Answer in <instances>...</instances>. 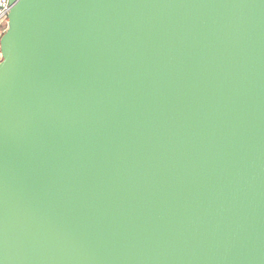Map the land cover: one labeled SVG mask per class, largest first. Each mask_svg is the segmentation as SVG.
<instances>
[{"label":"water","instance_id":"95a60500","mask_svg":"<svg viewBox=\"0 0 264 264\" xmlns=\"http://www.w3.org/2000/svg\"><path fill=\"white\" fill-rule=\"evenodd\" d=\"M0 264H264V0H9Z\"/></svg>","mask_w":264,"mask_h":264},{"label":"built area","instance_id":"2783aa9c","mask_svg":"<svg viewBox=\"0 0 264 264\" xmlns=\"http://www.w3.org/2000/svg\"><path fill=\"white\" fill-rule=\"evenodd\" d=\"M9 0H0V34L2 35L8 27V15L10 12Z\"/></svg>","mask_w":264,"mask_h":264},{"label":"snow or ice","instance_id":"6c2138e0","mask_svg":"<svg viewBox=\"0 0 264 264\" xmlns=\"http://www.w3.org/2000/svg\"><path fill=\"white\" fill-rule=\"evenodd\" d=\"M5 55L2 50H0V58H2Z\"/></svg>","mask_w":264,"mask_h":264},{"label":"rangeland","instance_id":"374dc122","mask_svg":"<svg viewBox=\"0 0 264 264\" xmlns=\"http://www.w3.org/2000/svg\"><path fill=\"white\" fill-rule=\"evenodd\" d=\"M2 35L0 34V37H1ZM0 62H1V58H0Z\"/></svg>","mask_w":264,"mask_h":264}]
</instances>
